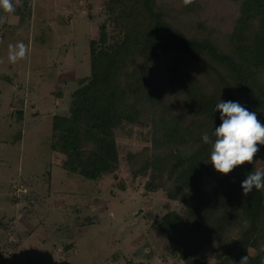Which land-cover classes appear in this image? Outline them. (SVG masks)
<instances>
[{
  "label": "trees",
  "instance_id": "trees-1",
  "mask_svg": "<svg viewBox=\"0 0 264 264\" xmlns=\"http://www.w3.org/2000/svg\"><path fill=\"white\" fill-rule=\"evenodd\" d=\"M102 6L107 20L89 43L90 74L77 80L67 114L52 119L50 148L64 156L60 166L100 181L120 168L119 125L148 128L150 145L126 162L133 180L162 176L167 199L183 205L157 221L183 264H240L246 255L260 264L264 191L245 196L241 188L255 161L223 174L212 194L200 181L212 172L202 135L214 139L219 101L238 102L264 125V0H195L187 7L181 0H102ZM30 10L26 0L17 12L24 20ZM171 57V76L189 64L184 105L172 80L160 77L158 63ZM258 148L255 158L264 157V145Z\"/></svg>",
  "mask_w": 264,
  "mask_h": 264
},
{
  "label": "rangeland",
  "instance_id": "rangeland-1",
  "mask_svg": "<svg viewBox=\"0 0 264 264\" xmlns=\"http://www.w3.org/2000/svg\"><path fill=\"white\" fill-rule=\"evenodd\" d=\"M24 1L12 0L11 14L0 9V262L183 264L157 226L183 205L167 199L162 176L133 180L126 162L150 145L148 128L119 125L120 168L96 182L63 169L64 156L50 148L53 117L67 114L77 80L90 74L89 43L107 20L102 0H27L31 14L22 20ZM20 43L26 55L12 63L9 46ZM173 62L158 63L160 77L184 105L189 64L171 76ZM254 161L264 171V157ZM211 171L201 175L207 194L223 175Z\"/></svg>",
  "mask_w": 264,
  "mask_h": 264
},
{
  "label": "clouds",
  "instance_id": "clouds-1",
  "mask_svg": "<svg viewBox=\"0 0 264 264\" xmlns=\"http://www.w3.org/2000/svg\"><path fill=\"white\" fill-rule=\"evenodd\" d=\"M195 0H181L187 7ZM0 9L5 13L15 11L12 0H0ZM26 47L23 43L9 46V61L15 63L24 58ZM220 112L221 124L216 127L210 137L207 133L202 135L205 144L210 145V163L214 169L224 175L231 173L237 166L245 163H254V158L259 152L258 145H264V125L257 119L255 112H250L238 102L219 101L215 111ZM243 195L247 196L255 189L264 191V171L256 169L250 172L241 183ZM244 227H250L248 221ZM264 251V245H261ZM240 264H249V256L241 258ZM260 264H264V257Z\"/></svg>",
  "mask_w": 264,
  "mask_h": 264
}]
</instances>
